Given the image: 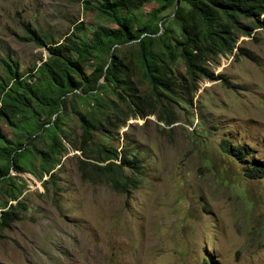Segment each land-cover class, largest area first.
I'll use <instances>...</instances> for the list:
<instances>
[{
    "label": "rangeland",
    "instance_id": "obj_1",
    "mask_svg": "<svg viewBox=\"0 0 264 264\" xmlns=\"http://www.w3.org/2000/svg\"><path fill=\"white\" fill-rule=\"evenodd\" d=\"M82 1L0 0V59L15 61L33 89L38 88L34 67L46 50L25 38L24 24L45 42H61L73 33L88 37L99 25L115 26ZM99 2L89 0L90 5ZM156 5L148 1L133 14L145 20ZM171 12L172 6L158 13L160 29L179 35ZM235 45L232 53L207 62L216 80L199 77L194 90L175 86L156 100L135 70L136 45L116 46L133 72L137 95L151 97L140 104L145 115L135 114L126 97L109 89L99 91L107 99L102 108L71 97L73 108L94 121L90 157L95 147H103L139 160L138 184L126 194L81 178V153L75 149L81 144L80 127L70 111L65 137L59 138L64 150L56 155L59 164L50 177L42 173L37 153L50 143L40 130L45 108L33 104L39 121L24 127L32 132L27 140L24 131L0 118L1 133L29 150L20 162L24 171H8L12 185L0 181V206L14 202L7 187L23 205L9 228H0V264H202L206 257L212 264H264V176L249 179L242 169L254 160L264 165V31L238 32ZM106 59L103 52L101 60ZM170 67L176 78L184 75L179 58ZM83 69L91 70L89 64ZM222 140L250 151L246 162L221 151Z\"/></svg>",
    "mask_w": 264,
    "mask_h": 264
},
{
    "label": "trees",
    "instance_id": "obj_2",
    "mask_svg": "<svg viewBox=\"0 0 264 264\" xmlns=\"http://www.w3.org/2000/svg\"><path fill=\"white\" fill-rule=\"evenodd\" d=\"M148 1L153 0H100L97 5L83 0L84 8L106 16L115 25H99L88 37L83 36V32L79 36L73 33L61 42H45L34 29L24 24L25 38L46 50V56L40 57L39 64L34 67L37 89H33L18 72L15 61L8 57L0 59V118L24 131L27 124L39 121L33 104L45 108L44 118L39 121L40 130L49 136L50 143L46 150H38L37 153L42 159L39 163L41 171L48 177L53 174L54 166L59 164L56 155L64 150L59 138L65 137L63 124L70 111L77 116L80 127L81 144L75 149L81 153L78 158L81 178L90 183L108 184L112 190L124 194L137 186L140 171L135 155L123 150L117 153L95 147V155L90 157L88 145L91 143L90 130L95 128L94 121L74 109L71 103V97L76 95L80 102L89 104L88 100H91L102 108L107 99L101 97L99 91L109 89L121 99L126 97L128 107L137 110L135 114H148L140 104L151 97L137 95L131 80L133 72L128 62L116 53V46L128 41L136 45L135 70L145 79L150 95L156 100L175 86L194 90L199 77L216 80L217 76L208 68L209 59L237 49L238 32L248 34L254 27L264 31V15L260 17L264 14V0H154L157 5L150 9L145 20H141L133 11ZM170 6L179 35L168 29L161 31L159 26L163 17L158 13ZM242 19H249L251 24L244 23ZM75 27L79 32L83 29L80 24ZM103 52H107L106 61L101 60ZM177 58L184 65V75L180 78L174 76L170 67ZM85 64L90 65L89 72L83 69ZM222 82L230 86L228 80L223 79ZM163 120L167 124L171 122L170 119ZM24 132L25 140L29 139L32 132ZM220 149L238 162L244 163L246 155L250 156V151L243 145H231L225 140L220 142ZM28 152L26 144L19 139L10 142L0 131V181H6L7 186L12 185L8 171L11 168L24 171L20 162L28 158ZM242 169L249 179L264 176V165L256 160ZM5 192L14 202L0 206V228H9L23 208L14 188L7 187ZM202 264L212 263L206 257Z\"/></svg>",
    "mask_w": 264,
    "mask_h": 264
}]
</instances>
